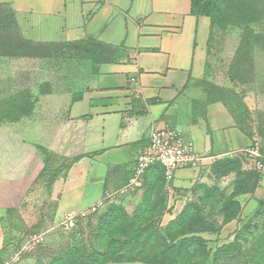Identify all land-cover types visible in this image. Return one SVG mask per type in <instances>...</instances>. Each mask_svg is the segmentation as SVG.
<instances>
[{
	"label": "rangeland",
	"instance_id": "rangeland-1",
	"mask_svg": "<svg viewBox=\"0 0 264 264\" xmlns=\"http://www.w3.org/2000/svg\"><path fill=\"white\" fill-rule=\"evenodd\" d=\"M7 10L0 7V124L35 142L37 133L44 132L46 143L39 146L34 171L12 187L1 210L6 237L0 264H83L91 226L97 227L113 208H123L134 217L147 202L154 211L142 220L152 225L150 232L165 238L155 237L147 260L119 264H164L161 250L171 245L176 233L186 231L203 242L200 249L192 243L185 247L187 262L182 264H250L247 252L264 255V206L251 202L259 187L260 171L244 156H217L205 162L198 177L179 188L172 184L167 190L159 179L153 182L157 175H152L151 182L145 181L140 189L124 196V201V197H115L88 218L65 226L58 217L53 185L73 159L53 152L51 124L62 119L64 106L75 100L89 77L116 55L97 44L27 41ZM217 15L194 95L201 98L203 107L223 103L247 131L264 136V0H228ZM225 160L236 162L217 171L215 164ZM250 173L254 175L249 178ZM192 204L200 211H192L183 225L176 224ZM227 219L231 220L226 223ZM117 222L112 227H118L121 219ZM228 245L237 249L215 256ZM195 248L199 251L193 256ZM207 255L210 258L205 260ZM255 264H264V260Z\"/></svg>",
	"mask_w": 264,
	"mask_h": 264
},
{
	"label": "crops",
	"instance_id": "crops-1",
	"mask_svg": "<svg viewBox=\"0 0 264 264\" xmlns=\"http://www.w3.org/2000/svg\"><path fill=\"white\" fill-rule=\"evenodd\" d=\"M194 1L0 0L12 9L26 40L94 41L116 55L64 106L62 119L52 121L53 152L73 159L53 185L59 219L88 209L122 188L154 128L179 131L206 162L255 142L264 152V136L247 131L223 103L203 107L194 95L212 27L209 17L195 14ZM131 78L136 82L131 83ZM27 138L0 124V251L6 237L1 210L12 187L34 171L39 146L46 143L44 132L37 133L39 144ZM203 168L178 171L172 184L184 186ZM152 171L144 182H151ZM259 173V187L251 196L258 205L264 200V170Z\"/></svg>",
	"mask_w": 264,
	"mask_h": 264
},
{
	"label": "trees",
	"instance_id": "trees-1",
	"mask_svg": "<svg viewBox=\"0 0 264 264\" xmlns=\"http://www.w3.org/2000/svg\"><path fill=\"white\" fill-rule=\"evenodd\" d=\"M227 1L228 0H195L193 2V11L195 12V14L201 16H207L212 21L210 40L212 38L216 26V22L218 20L217 14L219 13V11H221L222 7L225 5ZM1 6L8 8L7 12L10 16H12L11 18L13 20V23L17 26L19 30L12 9H10V7L6 5L0 4V7ZM10 28H13L12 24L10 25ZM8 30L9 28H7V31ZM47 44H52V43H47ZM65 44L60 43L57 45H65ZM68 44H76V45L97 44L99 46H103L111 50L110 47L101 45L94 41L76 42V43H68ZM235 162L233 163L231 160H225L220 163H217V165L215 164V168L218 169L217 171H219L223 168L225 169L231 167V165L235 164ZM150 171H152L153 176L154 174L157 175V177L153 180V182L159 179L162 185L164 186V188H166L164 169L161 166L156 165L147 172L146 176ZM158 173H160V175ZM253 175L254 173H250L249 178L250 176L252 177ZM259 204L261 206H264V202H260ZM150 206H151L150 202L142 204L137 209L135 216L131 218L128 216L126 211H124L123 208H115V209L113 208L109 212L110 215L109 216L107 215L105 218L101 219V221L97 224V227L94 228L93 226H91L89 230H90V235L92 234V237L90 238L89 249L88 250L86 249L84 252V256L86 260L84 261L83 264H107V263L119 264V263H127V262L130 263V262H134L135 260H141V259L147 260L148 257L151 256L149 252L152 248V244H153L152 242L155 241V237L158 238L159 240H164L165 238V237L162 238L161 235H154L153 231L150 232L149 228L152 227V225L148 222V220L143 221L144 217L149 216L154 211V209L151 208ZM189 209L190 211L187 212L189 215L185 213V215L179 221H177L176 224L183 225V221H185L188 216H191V214H193L192 211L194 212L196 211L195 213L200 211L199 207H197L196 204H192ZM115 212H119L120 216H116V215L113 216L112 214ZM233 218L234 217H232L231 219ZM118 219H121V224L118 227H112L114 223L118 221ZM231 219H227L226 223L229 222ZM143 224H145L146 226H144ZM250 225L251 223L247 225V230L250 229ZM191 235H192L191 231L190 232L186 231V232L176 233L174 237H172L171 245L167 246L165 249H162L160 252L161 255H164L165 258L164 264L165 263L182 264L183 262L184 263L187 262V259L184 258L188 255V253L184 251L185 247H189L191 243L199 246L203 242V240L200 237L194 235L191 236ZM262 242H263L262 244L264 245V241ZM199 249L197 250V248H195V251L193 250L192 255L194 256L196 251H199ZM236 249H237L236 247L228 245L226 247L220 248L215 256L218 257L219 255L224 254V252L230 253ZM249 255H251L250 259H249ZM166 257L168 258L166 259ZM208 257L209 256L207 255L205 260H207ZM247 260H249L250 264L259 263L262 260H264V255L257 256L256 254L252 255V253L247 252Z\"/></svg>",
	"mask_w": 264,
	"mask_h": 264
},
{
	"label": "built area",
	"instance_id": "built-area-1",
	"mask_svg": "<svg viewBox=\"0 0 264 264\" xmlns=\"http://www.w3.org/2000/svg\"><path fill=\"white\" fill-rule=\"evenodd\" d=\"M135 82L136 79L131 78V83ZM228 155L244 156L248 162L254 164L256 170H264V152L259 142H255L250 148L234 151ZM206 161L207 158L201 155L192 143H187L179 131L169 127L154 128L149 134V145L137 157L136 166L129 181L116 192L107 194L96 205L77 212H68L63 224L67 227L73 226L77 221L98 212L106 202L114 201L115 197H124L140 189L147 172L156 165L164 169L166 188L171 189V184L178 171L200 170Z\"/></svg>",
	"mask_w": 264,
	"mask_h": 264
}]
</instances>
